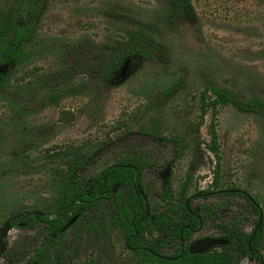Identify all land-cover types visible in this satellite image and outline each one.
<instances>
[{"label":"rangeland","instance_id":"374dc122","mask_svg":"<svg viewBox=\"0 0 264 264\" xmlns=\"http://www.w3.org/2000/svg\"><path fill=\"white\" fill-rule=\"evenodd\" d=\"M190 1L194 19L175 24L167 21L169 0L47 1L25 61L0 92V228L11 217L49 211L61 193L67 163L87 156L97 162L86 177L99 174L121 155L152 161L154 168L142 173V182L154 213L173 147L153 139L178 138L179 158L168 173L174 200L191 172L187 197H193V206L217 208L193 239L220 235L217 225L236 217L245 235L252 231L257 217L244 197L201 196L215 192L217 160L207 150L210 109L203 125L197 124L206 85L225 89L242 102L264 101V0ZM18 9L15 0H0V19ZM144 24L167 48L168 64L147 62L134 76L104 91L93 79L73 72L74 61L88 55L93 45L121 41ZM57 94L56 104L42 106L41 101ZM216 124L218 189L240 190L255 199L263 212L264 235V116L225 106L218 109ZM97 210L112 215L109 204ZM46 235L43 224L12 228L0 264H12L13 254L14 264H31ZM123 245L118 233L78 236L73 227L62 237L57 264H136ZM261 257L264 264V250ZM242 264L254 263L245 259Z\"/></svg>","mask_w":264,"mask_h":264},{"label":"trees","instance_id":"16d2710c","mask_svg":"<svg viewBox=\"0 0 264 264\" xmlns=\"http://www.w3.org/2000/svg\"><path fill=\"white\" fill-rule=\"evenodd\" d=\"M15 1L19 3L18 11L0 19V92L9 81L12 72L25 61L27 49L35 34L36 21L43 13L48 0ZM168 9L167 21L170 24L194 19L190 0H169ZM148 30L147 25H139L136 29L128 31L126 37L121 41L93 45L88 55L74 61L71 66L73 72L93 79L96 82V87L104 91L134 76L147 62L156 60L161 64H168L167 48L156 41ZM127 62L129 64L125 76L118 79L120 71ZM59 98V94L50 95L41 101L42 106L56 104ZM225 106H230L242 114L264 116V101L242 102L225 89L211 85H206L203 88L199 99L200 116L197 128L203 125L204 117L210 109L211 120L207 130L210 140L207 150L217 160L212 173L214 189H218L221 180L216 131L217 114L218 109ZM158 141L174 143L176 147L179 144L178 138L158 139ZM96 160L95 156H87L78 159V162L67 163L61 173L62 189L55 204L43 217L29 214L26 229L33 228L40 223L47 230V236L36 251L34 262L37 264H57V255L61 251V241L65 234H60V231L76 215L79 216V219L73 227H76L78 236H81L82 233H86L88 236L95 233L96 235L104 234L108 229H115L127 237V246L133 250L131 252L135 257L136 264H239V261L249 254L247 241L250 236L244 235L240 231V220L237 217L229 224L218 226L227 235L230 242L225 247L226 251L205 255H189L184 251L176 261L159 260L153 255H160L156 246L145 240V233H151L150 229L146 228V224H152V221L145 217L143 200L136 195L133 186L136 169L143 167L122 160L123 162L115 167L106 168L100 174L87 178L85 172L96 163ZM190 182L191 174L188 173L179 197L182 202L186 200ZM137 184L142 188L139 179ZM113 186H118V191L112 197ZM159 197L169 205L166 211L161 212L157 217L153 215L156 218L155 224L162 226L161 236L166 237L161 240V245L166 241H177L179 238L184 242L190 231L183 227L188 225L190 229H196L198 221L188 213L183 204H171L174 197L170 182L162 188ZM110 198L113 202V215L110 220L111 226H108L105 215L98 212L97 208ZM188 210L191 211L189 205ZM213 211L211 210L212 214L215 213ZM254 211L257 214L256 208ZM180 212H183V216ZM167 217L169 219L180 217L181 220L174 223L172 229L167 230L165 229L168 223L167 219L165 220ZM12 227H17L15 222L12 223ZM262 239L263 233L260 229L252 243V248H261ZM178 253L179 251H176L171 258H176ZM9 261L12 264L17 263V255H9Z\"/></svg>","mask_w":264,"mask_h":264},{"label":"flooded vegetation","instance_id":"af4514ba","mask_svg":"<svg viewBox=\"0 0 264 264\" xmlns=\"http://www.w3.org/2000/svg\"><path fill=\"white\" fill-rule=\"evenodd\" d=\"M44 11V10H43ZM47 107V106H46ZM162 139V138H161ZM173 139H175V138H173ZM154 141H156V142H159L158 141V139H153ZM168 140V139H167ZM163 142V141H162ZM159 143H161V141L159 142ZM164 144H170V145H172V147H173V152H172V154H173V157H172V159H171V162H169V164L166 166L167 167V170H168V172L167 173H163L162 175H161V179H162V185H161V189H160V192H161V190H162V188L163 187H165L167 184H168V182H170V186H171V179L170 178H168V173H170L171 172V170H172V168H173V163H174V160L175 159H178L179 158V151H178V147L179 146H177L176 147V145L174 144V143H169V142H163ZM180 143V142H179ZM179 145V144H178ZM177 152V153H176ZM129 159H132V160H129ZM122 160H127V162H129V163H134V164H138V165H140V166H142L143 168H139L138 170L136 169V177L134 178V188H135V190H136V195L137 196H140L141 197V199L143 200V203H144V213H145V201H144V199H143V197L142 196H144L145 198H146V203H147V205H148V214H146L145 213V217L146 218H148V219H150V221H152V224H149V223H147L146 224V228L147 229H150V231H151V233H145V240L147 241V242H149V243H151V244H153V245H155L156 246V250L157 251H159V253H160V255H156V254H153L154 256H156L159 260H163V261H176V260H178L182 255H183V253H184V251H186L188 254H189V246L192 244V243H194V242H196V241H200V240H203V239H213V240H226V241H228V244L227 245H222V246H217V247H213V248H210L209 250H208V252H206V253H204V254H202V255H205V254H208V253H213V252H216V253H221L222 251H226V249H225V247H227L228 245H229V240L227 239V235L226 234H224L223 232H222V230L218 227L219 225H217V230L219 231V233H220V235H218V236H216V237H214V238H201V239H193V236L196 234V233H198L199 231H200V229H201V227L203 226V222L205 221V219H209L211 216H213V215H216V211H217V208H215V207H202V208H195L194 206H193V197H187V193H186V200L184 201V202H182L181 200H180V198L176 201V200H172L171 201V204H183V206H185V208H186V210L188 211V213L190 214V215H192V217H194L197 221H198V225H197V228L196 229H190L189 227H188V225H185L183 228H186V229H188L189 231H190V233L187 235V239L183 242L180 238L177 240V241H175V240H170V241H166V242H164L162 245H161V240H164L166 237L165 236H161V227L162 226H160L159 224H155V220H156V218H154L153 217V215H155L156 217L161 213V212H164V211H166V209H167V207H169V205L168 204H166L160 197H159V199H160V205L159 206H156V208H155V212L154 213H152L151 211H149V204H148V199H147V196H146V194H145V187H144V184H143V182H142V173L146 170V169H148V168H154L153 167V162L152 161H150L149 159L147 160L146 158H143V157H139V156H134V155H121V156H119V159H118V161L117 162H115L114 164H112V165H110V166H107L106 168H111V167H115L116 165H118V164H120L121 162H123ZM96 162H97V160H96ZM94 165V164H93ZM93 165H91V166H93ZM90 166V167H91ZM89 167V168H90ZM88 168V169H89ZM105 168V169H106ZM87 169V170H88ZM86 170V171H87ZM104 170V169H103ZM102 170V171H103ZM101 171V172H102ZM86 173V172H85ZM190 174H191V172H189ZM100 174V173H99ZM188 174V173H187ZM186 174V175H187ZM98 175V174H97ZM94 176H96V175H94ZM90 177H92V176H90ZM90 177H87V178H90ZM138 179H139V181L141 182V184H142V188L140 187V185L139 184H137V181H138ZM191 180H192V174H191ZM185 181V180H184ZM212 182H213V179H212ZM190 184H191V182H190ZM183 185H184V183H183ZM213 186V185H212ZM183 187V186H182ZM189 188H190V185H189ZM189 188L187 189V192H188V190H189ZM213 188V187H212ZM115 189V190H114ZM214 189V188H213ZM215 190V192H212V193H208V192H203V193H201V196L202 197H206V196H211V195H223V194H225V193H231V194H235V195H239V196H242V197H244L245 198V200L247 201V203H248V205H249V207H250V209L252 210V215H254L255 217H257V219L254 221V227H253V229H252V231L248 234L250 237H249V239H248V241H247V249H248V252H249V254L246 256V257H244L243 259H241V261H239V264H242V261L243 260H248V261H250V262H252V263H254V264H262V257H261V252H263V250H264V235H263V239H262V246H261V248L259 247V248H257V249H254V248H252V243H253V241H254V239H255V237H256V235H257V233L259 232V230L261 229L262 230V233H263V212H262V209L259 207V205H258V203H257V201L255 200V199H252L250 196H248L246 193H244V192H242V191H240V190H232V191H221L220 189H214ZM112 197L117 193V191H118V186H113L112 187ZM181 191H182V188H181ZM142 193V195H141V193ZM160 194V193H159ZM181 194V193H180ZM173 197H174V195H173ZM180 197V196H179ZM106 204H109L110 206H111V208H112V215H113V202H112V199L110 198V199H108V200H105V202H103V204H101V205H106ZM188 205L190 206V209H191V211L190 210H188ZM254 208H256V210H257V214L255 213V211H254ZM211 210H214L213 212H215L214 214H212L211 213ZM151 212V213H150ZM35 213H41V212H34V213H31V214H33L35 217H43L44 216V214L45 213H47V212H42L41 214H42V216H36L35 215ZM181 213V215L183 216V212H180ZM30 214V213H29ZM29 214L27 215V216H25V215H21V216H17V217H11L10 219H14L11 223H10V230L12 229V228H15V227H12V223H16V225H17V227L18 228H26V222H27V220H28V216H29ZM111 215V216H112ZM77 217H78V219H79V216L78 215H76ZM76 216H74V217H76ZM111 216H105L106 218V221H107V225L108 226H111V222H110V220H111ZM73 217V218H74ZM89 217H90V215H89ZM202 217H204V218H202ZM237 218V217H236ZM235 218V219H236ZM239 218V217H238ZM260 218H261V222H260V224H259V227H258V229L256 230V232H255V235H254V238H253V240L251 241V245H250V247H248V242H249V240H250V238L252 237V235L254 234V231H255V229H256V226H257V224H258V221L260 220ZM78 219H77V221H78ZM164 219V218H163ZM167 219V225L165 226V229H167V230H170V229H172L173 228V225H174V223H177V222H179L180 220H181V218L180 217H174V218H172V219H169L168 217L167 218H165V220ZM8 220V219H7ZM6 220V221H7ZM71 220V219H70ZM240 220V219H239ZM76 221V222H77ZM75 222V223H76ZM75 223L70 227V228H68L65 232H63V233H66L68 230H70L74 225H75ZM4 224V223H3ZM40 224V223H39ZM220 225H222V224H220ZM239 225H240V221H239ZM66 226V225H65ZM151 227V228H150ZM64 228V227H63ZM62 228V229H63ZM61 229V230H62ZM182 230V229H181ZM181 230H180V233H181ZM240 231L243 233V231H242V228H241V225H240ZM113 232H115V233H118L120 236H122V239H123V241H124V245H123V248L126 250V251H133V250H131L128 246H127V237H124L123 235H122V233H120V232H117V230H113V229H108V231H107V233H104V235H111ZM9 233V232H8ZM63 233H61V231H60V234H63ZM244 234V233H243ZM8 235V234H7ZM150 236L151 238L150 239H147L146 238V236ZM245 235V234H244ZM47 236V235H46ZM45 236V237H46ZM96 236V233L94 234V235H90L89 237H95ZM153 236H155V237H153ZM7 237V236H6ZM44 237V238H45ZM44 240V239H43ZM43 242V241H42ZM4 243L6 244V249H7V243H6V238L4 239ZM61 245H62V241H61ZM161 245V246H160ZM176 245V247H173V246H175ZM6 249H5V251H4V253L6 252ZM173 250L174 252L171 254V255H169V256H165L164 254H163V251H165V250ZM176 251H179V253H178V256L176 257V258H174V257H172L171 258V256H173L175 253H176ZM228 251H230V250H228ZM4 253L1 255V257L0 258H2V256L4 255ZM132 253V252H131ZM133 255V254H132ZM190 255V254H189ZM195 255V254H194ZM36 256V255H35ZM134 256V255H133ZM134 259H135V257H134ZM164 259H170V260H164ZM172 259H176V260H172ZM34 263H36V262H34V259H33V262L31 263V264H34ZM37 264V263H36Z\"/></svg>","mask_w":264,"mask_h":264},{"label":"water","instance_id":"95a60500","mask_svg":"<svg viewBox=\"0 0 264 264\" xmlns=\"http://www.w3.org/2000/svg\"><path fill=\"white\" fill-rule=\"evenodd\" d=\"M128 64H129V62H127L126 65H124V67L122 68V70L119 73L118 79L123 78L125 76ZM141 195H142V193H141ZM142 197L145 201V213L148 214V205L146 203V198L144 196H142ZM35 215L36 216H42L41 213H35ZM77 219H78V217L76 216V217L72 218L71 220H69L68 223L66 224V226L61 230V233L65 232L68 228H70L77 221ZM13 220L14 219H8L7 221L4 222V224L0 228V257L6 249V244L4 243V239L6 238L8 232L10 231V223ZM260 222H261V218L258 221V224L256 226L254 234L252 235V237L250 238V240L248 242V247H250V245H251V241L254 238L255 232L258 229ZM227 244H228V241H226V240L203 239V240L196 241V242L192 243L189 246L188 252L190 255H194V254L195 255H202V254L208 252V250L210 248L222 246V245H227ZM164 260H170V259H164ZM172 260H176V259H172ZM34 264H36V263H34Z\"/></svg>","mask_w":264,"mask_h":264}]
</instances>
